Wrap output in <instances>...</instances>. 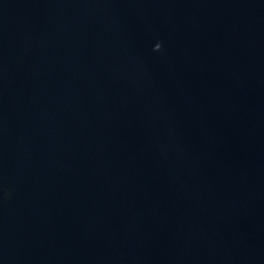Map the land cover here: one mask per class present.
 Returning <instances> with one entry per match:
<instances>
[{"label": "water", "instance_id": "1", "mask_svg": "<svg viewBox=\"0 0 264 264\" xmlns=\"http://www.w3.org/2000/svg\"><path fill=\"white\" fill-rule=\"evenodd\" d=\"M0 264H264V0H0Z\"/></svg>", "mask_w": 264, "mask_h": 264}]
</instances>
